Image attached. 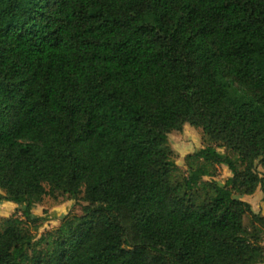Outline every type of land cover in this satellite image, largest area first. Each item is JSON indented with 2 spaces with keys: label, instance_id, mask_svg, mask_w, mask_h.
<instances>
[{
  "label": "trees",
  "instance_id": "obj_1",
  "mask_svg": "<svg viewBox=\"0 0 264 264\" xmlns=\"http://www.w3.org/2000/svg\"><path fill=\"white\" fill-rule=\"evenodd\" d=\"M259 188L264 0H0V264H263Z\"/></svg>",
  "mask_w": 264,
  "mask_h": 264
},
{
  "label": "rangeland",
  "instance_id": "obj_2",
  "mask_svg": "<svg viewBox=\"0 0 264 264\" xmlns=\"http://www.w3.org/2000/svg\"><path fill=\"white\" fill-rule=\"evenodd\" d=\"M169 140L172 147L176 151L175 160L177 164L187 172V165L185 157L187 154L192 153L205 145L204 135L202 128L194 127L186 124L182 131H173L169 135ZM259 170L263 172L262 166ZM232 176V172L227 166L220 165L216 179L224 184L226 180ZM210 179V178H208ZM2 191L0 189V196ZM244 199L251 203L254 212L264 214L263 192L259 188L254 194L244 196ZM87 202L82 197H70L67 194L57 193L54 196H46L41 203L33 207V213L37 216L44 217L42 227L36 232L38 238L45 232L57 228L61 225L62 217L71 212L74 214H83V206ZM16 216L23 218L22 207L16 203L3 201L0 197V217ZM264 243V234H263ZM264 264V263H263Z\"/></svg>",
  "mask_w": 264,
  "mask_h": 264
}]
</instances>
